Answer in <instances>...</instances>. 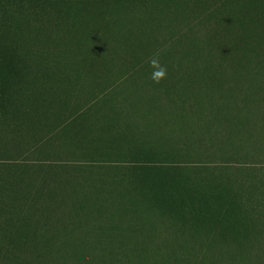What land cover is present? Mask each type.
<instances>
[{
    "label": "rangeland",
    "instance_id": "rangeland-1",
    "mask_svg": "<svg viewBox=\"0 0 264 264\" xmlns=\"http://www.w3.org/2000/svg\"><path fill=\"white\" fill-rule=\"evenodd\" d=\"M65 1L0 0V264H258L264 0Z\"/></svg>",
    "mask_w": 264,
    "mask_h": 264
},
{
    "label": "trees",
    "instance_id": "trees-1",
    "mask_svg": "<svg viewBox=\"0 0 264 264\" xmlns=\"http://www.w3.org/2000/svg\"><path fill=\"white\" fill-rule=\"evenodd\" d=\"M83 1L82 0H66L65 1V9L62 12L61 15V19L64 22H69V20L71 19H77V18H81L80 20L83 19L82 15L84 14V12L81 11V7L83 5ZM81 8V9H80ZM83 10V9H82ZM258 21V25H257V29H256V35L254 36V40H252V38L249 36H245L242 37L240 35V37H242L244 39V41L242 43L244 44H240L239 47L241 49V52L244 56V65L245 67H250L247 61V58L249 56L250 52H257L261 54V61L258 62L256 60H253L255 63L253 64L252 68L255 69H263L264 70V18L260 19H254V21ZM39 44L38 43H31V46L29 48V50H33V47H36V49H38ZM252 61V60H251ZM246 63V64H245ZM260 243V242H257ZM129 249V251L127 252V249H119L117 253V255L120 254H124L123 260L125 259V257L127 258V262H129L130 264H148V255L146 254V252H144L143 250L140 249H134L133 247H129L127 245ZM108 253V252H105ZM137 253H139L138 256ZM102 263V262H101ZM258 264H264V255L261 256L257 262ZM122 264H127V263H122ZM179 264V263H177Z\"/></svg>",
    "mask_w": 264,
    "mask_h": 264
},
{
    "label": "clouds",
    "instance_id": "clouds-1",
    "mask_svg": "<svg viewBox=\"0 0 264 264\" xmlns=\"http://www.w3.org/2000/svg\"><path fill=\"white\" fill-rule=\"evenodd\" d=\"M150 64L152 66V73L150 78L156 82V83H160L161 80L165 79L167 76V69L161 65L159 59H158V54L156 56H154L151 60H150Z\"/></svg>",
    "mask_w": 264,
    "mask_h": 264
}]
</instances>
